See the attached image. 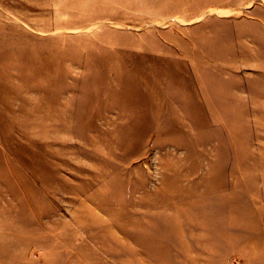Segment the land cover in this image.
Here are the masks:
<instances>
[{
	"label": "rangeland",
	"instance_id": "374dc122",
	"mask_svg": "<svg viewBox=\"0 0 264 264\" xmlns=\"http://www.w3.org/2000/svg\"><path fill=\"white\" fill-rule=\"evenodd\" d=\"M0 264H264V0H0Z\"/></svg>",
	"mask_w": 264,
	"mask_h": 264
}]
</instances>
